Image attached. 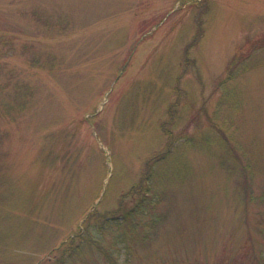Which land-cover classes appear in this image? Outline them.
Wrapping results in <instances>:
<instances>
[{"label":"rangeland","instance_id":"1","mask_svg":"<svg viewBox=\"0 0 264 264\" xmlns=\"http://www.w3.org/2000/svg\"><path fill=\"white\" fill-rule=\"evenodd\" d=\"M263 38L264 0H0V264H264Z\"/></svg>","mask_w":264,"mask_h":264},{"label":"trees","instance_id":"2","mask_svg":"<svg viewBox=\"0 0 264 264\" xmlns=\"http://www.w3.org/2000/svg\"><path fill=\"white\" fill-rule=\"evenodd\" d=\"M263 39H264V38H263ZM233 66H234V65H233ZM231 70H232V67L229 68V71H231ZM229 75H230V74H228V76H229ZM225 140L227 141V138H226V137H225ZM170 143H173V142L171 141ZM158 159H160V158H158ZM245 167L247 168V165H245L244 168H245ZM246 168H245V169H246ZM141 184H142V181H140L139 185H141ZM143 186H144V185L142 184L141 186H139L138 188H136L137 191H139V192L142 191V190H143ZM144 189H145V188H144ZM137 205H138V204H137ZM123 216H124V214H123ZM80 233L82 234L81 231H80L78 234H80ZM82 236H83V235H82ZM88 237H89V235H87V236L85 235V237H83V238H84V239H87ZM98 248H99V249H100V250L106 255V257L110 260L111 264H118L115 260H112L111 258H109L110 255H109V253H108L107 251L104 250V248H106L104 245H103V246H98ZM108 255H109V256H108Z\"/></svg>","mask_w":264,"mask_h":264}]
</instances>
